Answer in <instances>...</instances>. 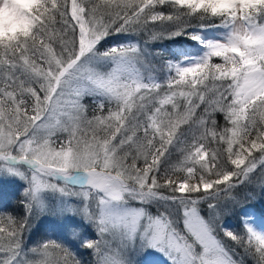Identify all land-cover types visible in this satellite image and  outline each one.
I'll return each mask as SVG.
<instances>
[{
    "label": "snow or ice",
    "instance_id": "1",
    "mask_svg": "<svg viewBox=\"0 0 264 264\" xmlns=\"http://www.w3.org/2000/svg\"><path fill=\"white\" fill-rule=\"evenodd\" d=\"M5 5L0 264H264V0Z\"/></svg>",
    "mask_w": 264,
    "mask_h": 264
},
{
    "label": "trees",
    "instance_id": "2",
    "mask_svg": "<svg viewBox=\"0 0 264 264\" xmlns=\"http://www.w3.org/2000/svg\"><path fill=\"white\" fill-rule=\"evenodd\" d=\"M144 39H146V37H144ZM160 44L163 45H167L169 42L168 41H162V42H158ZM156 47V45H150V49ZM218 61V58H214ZM84 104L86 105H91V98L86 97L83 101ZM217 120L222 124L223 121V116L222 115H218L217 116ZM10 183H4V184H0V212H11V213H19L21 211L20 208V204L19 201L22 199V197L20 196V190L17 189L16 191H10L8 190L7 186ZM16 189V188H15ZM241 192L243 191V189L240 190ZM255 192L257 193V196L254 200L249 201L247 204H252L253 206H255L258 211L264 215V199L260 198L259 195V189H255ZM261 207V208H260ZM227 217H232L233 220L236 221L237 223V217L236 216H225V218ZM237 251H239V249H237ZM78 252L80 254V256L84 259V260H90L91 257L88 253V250L86 249H78ZM138 261V264H146V261L150 260L152 262V264H166V262L164 261V258L159 256V255H153L150 254L149 257H145V256H139L136 258Z\"/></svg>",
    "mask_w": 264,
    "mask_h": 264
},
{
    "label": "rangeland",
    "instance_id": "3",
    "mask_svg": "<svg viewBox=\"0 0 264 264\" xmlns=\"http://www.w3.org/2000/svg\"><path fill=\"white\" fill-rule=\"evenodd\" d=\"M7 188L10 191H16L17 189L20 190V185L17 183H10L7 186ZM245 210L253 214L257 225L264 224V215L261 214L255 206H253L252 204H249V205L246 204ZM223 222L226 224H230V225L236 224V221L233 220L232 217L225 218L223 220ZM46 236H51L52 238H55V236H56V233L53 232L49 228V221L48 220H44L43 222L37 223V226L34 228V231H33L32 239L34 241H38V240H42V239L46 238ZM152 254L156 255V256L159 255L156 253H152Z\"/></svg>",
    "mask_w": 264,
    "mask_h": 264
},
{
    "label": "clouds",
    "instance_id": "4",
    "mask_svg": "<svg viewBox=\"0 0 264 264\" xmlns=\"http://www.w3.org/2000/svg\"><path fill=\"white\" fill-rule=\"evenodd\" d=\"M13 16V12L8 5L0 8V24L7 25Z\"/></svg>",
    "mask_w": 264,
    "mask_h": 264
}]
</instances>
